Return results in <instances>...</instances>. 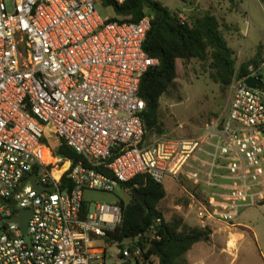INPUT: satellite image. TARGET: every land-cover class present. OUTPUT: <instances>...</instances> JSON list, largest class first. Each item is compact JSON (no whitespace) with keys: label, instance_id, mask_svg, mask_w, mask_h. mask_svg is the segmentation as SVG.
I'll list each match as a JSON object with an SVG mask.
<instances>
[{"label":"built area","instance_id":"built-area-1","mask_svg":"<svg viewBox=\"0 0 264 264\" xmlns=\"http://www.w3.org/2000/svg\"><path fill=\"white\" fill-rule=\"evenodd\" d=\"M108 19L97 0H0V264H160L150 253L160 219L118 240L120 201L84 200L138 176L188 181L187 209L202 229L241 226V211L264 203V94L244 82L264 84V59L234 77L226 117L198 137L157 135L138 95L158 64L144 51L152 16ZM52 142L80 159L56 156ZM24 211L26 232L13 220Z\"/></svg>","mask_w":264,"mask_h":264},{"label":"rangeland","instance_id":"rangeland-1","mask_svg":"<svg viewBox=\"0 0 264 264\" xmlns=\"http://www.w3.org/2000/svg\"><path fill=\"white\" fill-rule=\"evenodd\" d=\"M155 1L186 20L207 13L215 16L233 50L236 71L252 58L264 59V0ZM97 8L104 18L114 15L111 9L99 5ZM210 74V60L179 63L175 88L160 99L161 135L193 139L205 124L226 117L230 89H222ZM169 181L166 179L163 185L167 194L161 207L164 219L170 221L173 215H180L188 226L200 228L187 205L176 203L185 199L184 190L194 193V188L185 179L180 180V186ZM129 198V191L122 188L112 194L89 192L84 195L90 207L119 201L126 204ZM235 223L241 226L214 227L208 242L195 244L187 253L188 264H264V204L243 209ZM239 236L241 238L234 242ZM228 243H234L233 249H229Z\"/></svg>","mask_w":264,"mask_h":264},{"label":"trees","instance_id":"trees-1","mask_svg":"<svg viewBox=\"0 0 264 264\" xmlns=\"http://www.w3.org/2000/svg\"><path fill=\"white\" fill-rule=\"evenodd\" d=\"M97 5L113 11L114 15L108 19L113 22L137 23L146 15L152 16L144 51L150 58L158 60V64L142 76L138 95L145 104L146 129L157 135L163 133L158 121L160 99L175 88L180 62L210 60L212 80L222 89H228L234 77L243 79L257 70L263 61L258 57L252 58L242 63L236 71L233 50L212 14L191 16L182 22L176 13L155 0H125L121 5L109 0H97ZM52 146L55 155L60 158L73 163L80 159L64 144L56 146L52 142ZM122 188L129 191L130 198L126 204L120 202L123 217L114 238L123 240L134 237L160 219L158 231L161 240L150 246V253L159 257L160 264H188L186 255L191 248L209 241V229L190 227L180 215H173L170 221L164 219L161 207L167 194L163 185L138 176L123 184ZM133 188L144 196L145 206L130 193ZM176 203L187 205L188 200L179 199Z\"/></svg>","mask_w":264,"mask_h":264},{"label":"water","instance_id":"water-1","mask_svg":"<svg viewBox=\"0 0 264 264\" xmlns=\"http://www.w3.org/2000/svg\"><path fill=\"white\" fill-rule=\"evenodd\" d=\"M245 85L254 90H260L264 94V84L257 78L254 77H248L245 79ZM31 184L38 190L41 191L43 188L40 187L39 185L35 184V177L33 176L31 179ZM49 191H53L52 187L46 188ZM130 193L139 201V203L142 206H145V199L144 196L141 195L135 188L131 189ZM30 215L29 211H24L19 218H13L14 221H16L23 232H26L27 229V219Z\"/></svg>","mask_w":264,"mask_h":264},{"label":"bare ground","instance_id":"bare-ground-1","mask_svg":"<svg viewBox=\"0 0 264 264\" xmlns=\"http://www.w3.org/2000/svg\"><path fill=\"white\" fill-rule=\"evenodd\" d=\"M240 238H241L240 236H239V237H236L234 242H237ZM229 241H230V240H229ZM228 247H229V249H233V247H234V243H228ZM231 252H232V251H231Z\"/></svg>","mask_w":264,"mask_h":264}]
</instances>
